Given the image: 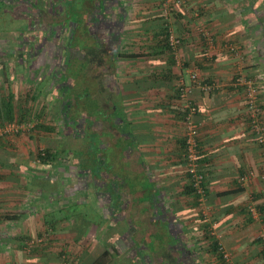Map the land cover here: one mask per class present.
I'll return each mask as SVG.
<instances>
[{
  "label": "crops",
  "instance_id": "obj_1",
  "mask_svg": "<svg viewBox=\"0 0 264 264\" xmlns=\"http://www.w3.org/2000/svg\"><path fill=\"white\" fill-rule=\"evenodd\" d=\"M101 1L87 0L77 13L85 31L77 37L86 46L95 42L87 26ZM117 7L105 21L112 29L100 33L110 50L94 45L96 57L81 72L72 107L66 110L54 91L45 101L47 125L71 118L85 120L90 130L79 133L76 148H66L75 152L67 154L75 157L73 183L50 172L51 165L22 167L19 146L0 144V264H264V155L244 94L232 86L240 71L256 80L264 122V0H187L170 20L183 39L177 53L167 49L161 32L166 22L160 0H129L120 31ZM200 28L211 32L213 45ZM193 70L219 88L205 94L191 83ZM181 80L198 109L204 205L191 191L185 161ZM58 150L64 149H52ZM90 153L89 161H80ZM250 171L258 177L240 181ZM74 182L79 186L72 192ZM69 204L97 209L98 222L87 225L70 212L48 217ZM72 220L76 226L69 228ZM90 235L94 242L85 243Z\"/></svg>",
  "mask_w": 264,
  "mask_h": 264
},
{
  "label": "rangeland",
  "instance_id": "obj_2",
  "mask_svg": "<svg viewBox=\"0 0 264 264\" xmlns=\"http://www.w3.org/2000/svg\"><path fill=\"white\" fill-rule=\"evenodd\" d=\"M35 1L36 2L39 1V4L44 6L45 12L42 13L43 15L47 13L53 16L54 13L60 12L58 10H55V12L52 10L51 1L53 0H27L26 2L29 4L28 5L23 4L22 6L18 5V3L20 4L19 0H15L13 3L11 2L9 3L13 6L14 9L18 10V15L15 16L17 18L16 20H18L20 18L19 16H21L26 21H29V19L34 21V19L36 18L42 21L43 19L42 15L38 13L35 10V8L34 9L32 8V3H34ZM86 1L87 0H73V3H68L67 1L64 0L61 3H59L57 6H54V8L60 9L61 13L65 12V14L70 15V18L74 22L77 18L76 13H78L80 8H83V5L84 3H86ZM119 1L124 2V0H119ZM110 3H113V1H111ZM92 11L94 12L93 7H92ZM60 16H63V15L61 14ZM9 23H10V27L12 28H8L6 24L0 23V99L7 98L13 95V101H14L16 113L19 112V108H21V109H24L30 112L32 116L28 115L25 121H22L20 123L19 121L11 123L15 125V130L17 131L14 130L15 132L5 133V136L2 135L3 139L0 140V144H3V141H5V142H8L7 144L5 143V145H8L10 147L12 145L19 146V149L16 148L17 150H15L16 151L15 154L17 155L16 158H18L16 162L20 161V164L22 165V167L25 164H29L28 166H34L35 162H36V166L38 165L40 167H43V164L39 161L40 160L39 153L42 149L43 150H46V149L56 150L58 148H63V149L76 148L73 141L77 140V137L73 133L75 131L73 130L71 134L70 133L71 131L65 130L66 126L63 128V123H62L63 121L59 118H57L58 120L57 122L55 121V123H57L56 128H59V131L62 134L60 135L61 138L46 136L43 134L42 135L33 134L34 131H32L35 128L36 124L38 123L47 124V122L50 121L47 119L48 115L46 116L45 110L43 111L44 113L43 118H39L37 114H39L40 111L44 109L43 107H45V105L47 104L45 101H48V100L50 101L53 98L54 93L52 92V89H51V84L53 82L51 79L48 78V80H46V82L48 81L47 84L45 82L46 85L40 84L41 80H44V74H46V73H43L42 71L45 70L46 72L48 67L46 68L42 67V69H38L39 67L38 62H36V65H32L31 62L28 63L27 51L32 50L33 52H36L38 50L36 48L35 50H33L34 49L32 46L33 43H31L32 40L34 41L35 37L40 38L41 42H43L44 41L43 37L45 38L47 36H50V39L53 41L55 40V35L59 31H57L56 34H53L54 37H51L52 33H51L50 28H49L50 31H48L44 29L45 27L43 28L40 27V28H35V29H32L33 28L32 27L30 28L32 30V33L30 35L25 34L23 35V38H21L22 36L19 37L21 34L20 33L21 29H24L25 27L23 26L22 28H20V23L15 24L16 22L11 23L10 21ZM67 23L68 22L66 20L62 19L58 26L64 27ZM40 32H43L45 34L42 35L40 34ZM83 37H84V34H83ZM28 38L30 39L28 40ZM15 39H18L19 41H15ZM75 45L77 47H82L81 46L82 41L78 39ZM97 50H100V48H98ZM90 57L95 58L96 55L94 53H90L88 54V59H91ZM77 59L79 60L80 58L78 57ZM41 62L43 63V59L41 60ZM4 67L7 68V75H5L3 72ZM75 75H76L75 79L77 80L79 78L78 72ZM41 77H43V79H41ZM38 91L40 92L39 94H38ZM34 97H36V100ZM88 98L89 96H87V99ZM87 99L85 100L86 103H87ZM34 110L36 111L34 112ZM47 110H48V107H47ZM59 110H60V107H59ZM50 111L53 112L51 108H50ZM35 113L36 115L33 116V114ZM68 120L71 121V118H68ZM11 124H4L3 126H0V132L3 133L6 126L11 125ZM86 125L87 124L85 123V126ZM65 131H67V133ZM65 158L67 160L66 163L61 162V164L58 163V165H54V166L52 165L51 167H49L50 168L49 170L50 172H53V174L56 173L57 175L65 176L69 182L73 183L72 182L73 177H71L72 175L71 173H75L76 168L74 167L75 165L72 160V157L71 158L65 157ZM80 161H83V160H80ZM22 170H23V173L25 174L28 173L27 171L28 169H26V167ZM67 176H69V178ZM25 177H27V175H25ZM75 182L78 183V180H75ZM75 182L74 184H70L69 188L73 189V186H77V183ZM77 187L75 188L76 192L79 191V188ZM72 192H74V189ZM55 207L56 206L53 205V208ZM68 212L74 215L81 214L84 218V221H86L87 225H90L91 223H97L99 220L98 218L100 217L98 215L97 209L91 208L88 205L81 206V208L77 209V208H74L72 204L71 205L69 204L66 210L63 211L62 213L57 211L48 217L52 219L53 218L57 219V218H60V215L61 217L66 216ZM73 212H76V213H73ZM84 221H83V225L81 224L82 221L79 222L80 226L81 225L86 226ZM75 226H76V223L74 220L68 223L69 228L75 227ZM85 237H87L84 240L85 243L91 242V239L94 242L95 236L90 235V236H85ZM70 252L73 256L74 254H76V250H73ZM76 257H78V255Z\"/></svg>",
  "mask_w": 264,
  "mask_h": 264
},
{
  "label": "trees",
  "instance_id": "obj_3",
  "mask_svg": "<svg viewBox=\"0 0 264 264\" xmlns=\"http://www.w3.org/2000/svg\"><path fill=\"white\" fill-rule=\"evenodd\" d=\"M15 0H0V23L1 24H6L8 26V28H12L10 27V23H20V28H22L23 26L25 27L24 29H21V34L19 37L23 38V35L28 34L30 35L32 33V29L35 28H43L45 30H49V28L51 29V37H54L53 34H56L57 31H59L56 35H55V40H51L50 36L47 37H43L44 41L41 42L40 38H34V41L32 40L31 43L33 46V50L38 49L36 52H33L32 50H28L27 51V56H28V63H32V65H36V62H38L39 67L38 69H42V67H48V69L50 70H45L42 71L44 74V80H41L40 84L43 85L46 82V79H48L49 77H52V79L57 83H64L67 79L69 81L70 77H73L74 80L76 77V73L77 71L72 70L70 71V69H68V74L66 76L63 75L65 69L67 68H77L78 63L81 64L80 67L82 68V71L79 69V72H84V68H86V66L91 62H85L84 58L87 57L88 58V54L92 53L94 45H96V48L100 47L102 44L100 43V45H97V43L93 42L92 43V38L91 40V45L86 46V43H82V47H77L75 45L78 37H77V32H80V36H83L84 31H82V27L80 26V21L79 18L77 17V13H76V20L73 22L72 19L70 18V15H67L64 13H61L60 9L54 8V6H57L59 3H61L64 0H53L51 1V8L52 10L55 12V10L60 11L59 13H54L53 16L45 13L44 15L42 13L45 12V8L43 5L39 4L38 2H34L32 3V8L40 13L43 17L42 21L38 20L37 18L33 20L29 19V21H26L25 19H23V17L19 16L20 18L18 20H16L17 18L15 16L18 15V10L14 9L13 6L9 3H13ZM27 0H19L20 4L18 3V5H28L29 3L26 2ZM68 3H73V0H65ZM113 0H102L99 4V6H97V8H99L101 10L102 13H104L105 9L107 10V6L111 5L112 3H110ZM119 1V0H118ZM161 3H163L164 0H160ZM124 2H129V0H124ZM122 1H119V4L116 3V5H118L117 7V15L115 18L116 21V27H118L119 31L122 29V27L124 26V17H125V11H123L124 6L122 7ZM115 5V4H114ZM125 5V4H124ZM19 6V7H21ZM53 6V7H52ZM94 8V6H93ZM96 8V10H97ZM113 9H111L110 11H106L102 16L101 14H96V11L94 12V14H90L89 17H91L90 21L88 22V26L87 29H90V31L94 30L96 28V26L101 27V25H105L103 26L101 29H109L111 30L112 28H109V24H106V19L110 20V15H112ZM99 12V11H98ZM93 13V12H92ZM63 16H60V15ZM66 16V17H65ZM68 16V18H67ZM72 17V16H71ZM70 18V19H69ZM102 18V19H101ZM66 20L68 23L64 26V27H60L58 26L59 23L61 22V20ZM93 19H95L96 21H94ZM101 19V20H100ZM36 22V24H35ZM82 23V22H81ZM99 23V24H96ZM57 25V26H56ZM89 27V28H88ZM106 27V28H104ZM78 29V30H77ZM100 29V28H99ZM166 29V30H165ZM164 30L162 29L161 32L164 35V39L166 42V46L167 49L170 52H174L172 50V48L169 45V35H168V29L167 26ZM40 34L44 35L45 33L40 32ZM104 38H107V36ZM118 38V37H117ZM30 38H28L29 40ZM60 39V40H59ZM21 40V39H20ZM183 40V39H182ZM15 41H19L18 39H15ZM21 42V41H20ZM54 42V44H53ZM113 43V42H112ZM110 45V44H109ZM109 45L104 44L103 48H101V52H106V54H108L107 52H109ZM116 46V45H115ZM43 52V54H42ZM77 54V55H76ZM80 58L79 60L77 58ZM43 59V63L41 62V60ZM11 61V60H10ZM42 63V64H41ZM83 63V64H82ZM76 66V67H73ZM79 67V68H80ZM3 72L5 75H7V68L4 67L3 68ZM82 75V74H81ZM41 79H43V77H41ZM180 87V85H179ZM179 89L178 88V93H179ZM238 90V89H237ZM40 92L38 91V94ZM180 96V95H179ZM36 100V97H34ZM180 98V97H179ZM261 100V99H260ZM261 102V101H259ZM22 104V103H21ZM72 107L71 103L69 102V104H67V106L65 107L66 110L68 108ZM197 107V106H196ZM44 109H42L40 111L38 115L39 118H43L44 117V113L43 111L45 110V107H43ZM90 109V108H88ZM92 109V108H91ZM90 109V110H91ZM247 109V107H246ZM198 110V109H197ZM32 116L30 114V112L19 108V112L16 113V109L14 106V101H13V95L9 96L7 98H3L0 99V126H3L4 124H11L14 122L19 121H25L26 117ZM186 115V113H185ZM197 116V114H196ZM196 118V117H195ZM78 124V122H69L68 121V126L69 128L73 129L74 131H77V129L75 128L76 125ZM64 128V125H63ZM70 129V130H71ZM80 129V133H81V137H82V128H78V130ZM34 131L33 134H43L46 136H52V135H62L61 132L59 131V128L56 127H51L50 124H36L35 128L32 130ZM84 131V130H83ZM199 131V128H198ZM74 135L76 137L80 136V134H75ZM5 136V134H4ZM3 137L0 136V140H2ZM199 143V142H198ZM92 148V146H91ZM63 152H68L66 153V155H61L60 153ZM185 152H186V143H185ZM67 154H73L75 155V152L73 153L70 149H64L61 151H52L51 149H46V150H41L39 153V161L44 164V165H58V163L63 162L66 163V158ZM200 154V152H199ZM90 157L92 156L91 153L89 154ZM70 158V156H68ZM78 157H83V154H80ZM88 157V156H87ZM75 159V157H72V160ZM70 160V159H68ZM87 161V160H85ZM186 161V160H185ZM202 170V169H201ZM189 173V172H188ZM191 176V174H190ZM192 178V177H191ZM190 188L191 191L196 195V197L199 199V196L197 195L195 189L193 188L192 184H190ZM59 212V211H58ZM57 224V220L56 223H52L51 225L54 226ZM107 257V256H106ZM108 258V257H107Z\"/></svg>",
  "mask_w": 264,
  "mask_h": 264
},
{
  "label": "built area",
  "instance_id": "obj_4",
  "mask_svg": "<svg viewBox=\"0 0 264 264\" xmlns=\"http://www.w3.org/2000/svg\"><path fill=\"white\" fill-rule=\"evenodd\" d=\"M187 4V0H164L161 8V15L163 16L169 35V45L172 50L177 53L182 47L183 40L179 36L173 26H171L170 20L175 16L176 13L180 12V9ZM165 26V27H166ZM200 34L208 45H213L214 39L211 32L205 28H200ZM233 51H237L238 48L233 47ZM190 81L193 85L200 88L205 94H211L219 88L217 82H207L199 77V74L193 70L190 75ZM232 86L238 90H241L244 94V102L247 107V114L250 123V128L254 134L257 143L261 146L264 155V122L262 119L263 109L260 104L261 88L252 77H248L243 72H238L232 82ZM180 102L186 112L185 124H186V152L185 160L187 164V170L191 174V184L199 196V202L204 205L206 202V189L204 186V173L200 167V155H199V143H198V124L196 121L197 107L190 100V89L186 83L181 80L179 87ZM15 125L11 124L6 126L3 133L15 132ZM258 177V174L254 171H250L246 175L240 177V181L249 182ZM264 180V174L260 176ZM254 211V210H252ZM262 244L264 245V231L259 236ZM223 258L228 262L230 261V253L221 249Z\"/></svg>",
  "mask_w": 264,
  "mask_h": 264
},
{
  "label": "flooded vegetation",
  "instance_id": "obj_5",
  "mask_svg": "<svg viewBox=\"0 0 264 264\" xmlns=\"http://www.w3.org/2000/svg\"><path fill=\"white\" fill-rule=\"evenodd\" d=\"M118 3L119 4V1L118 0H113V3L111 5H108L107 6V10L105 9L104 13L107 11H110L113 7L114 4ZM124 4H126V2H123L122 3V7L124 6ZM99 11V12H98ZM101 14V16L104 14L101 12V10L99 8H97L96 10V14ZM96 24H99V23H96ZM100 28V29H99ZM106 28V27H104ZM88 30V33H90V35H93L94 36V39H95V43H97V45H100V43H102V41H106L107 43H109L107 41V39L103 38V36L101 37L100 36V33H102V30L101 27H98L96 26V28L92 31H90V29H87ZM109 29H104V33H106ZM104 43V42H103ZM77 55V54H76ZM91 58V57H90ZM93 60V58H91ZM90 59H88L87 57L84 58V61L85 62H89ZM92 60H90L92 62ZM91 62L86 66V68H88L90 66V68H92V65H91ZM81 65V64H80ZM80 65L77 67V68H74V69H71V68H67L65 69L63 75L66 76L68 74V69H70V71L72 70H75L78 72V76L79 78L77 80H74L73 77H70L69 78V81L68 79L64 82V83H60V84H57L53 79L52 77H49V79H51L53 82L51 84V89L52 91L56 92V93H60L61 96L63 97L62 100L64 102L65 105L69 104V102L71 104H74L75 103V99H74V96L77 95V93H79V89H78V85L77 83L80 81V79L83 78V76L81 75V72H79L78 70L80 69L82 71V68L80 67ZM73 67H76V66H73ZM80 67V68H79ZM48 80V79H46ZM48 82V81H47ZM46 82V84H47ZM45 84V85H46ZM85 119V118H84ZM81 123V124H80ZM64 127H65V130H68L70 131V128L68 127V121L64 123ZM82 128V131H90L88 130V125L85 126V120H83L82 122L79 121V124L76 125V129L77 131H75V134H79L81 131L80 129L78 130V128ZM67 133V131H65ZM90 156L88 157H84L82 160L83 162H86L85 160L89 161L90 160ZM79 185V184H78Z\"/></svg>",
  "mask_w": 264,
  "mask_h": 264
}]
</instances>
